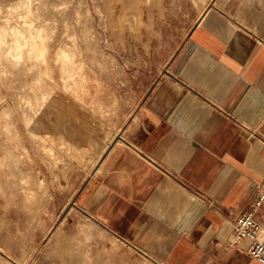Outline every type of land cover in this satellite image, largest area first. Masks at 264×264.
<instances>
[{
	"label": "rangeland",
	"instance_id": "1",
	"mask_svg": "<svg viewBox=\"0 0 264 264\" xmlns=\"http://www.w3.org/2000/svg\"><path fill=\"white\" fill-rule=\"evenodd\" d=\"M211 1L0 0V264H151L72 202Z\"/></svg>",
	"mask_w": 264,
	"mask_h": 264
},
{
	"label": "crops",
	"instance_id": "2",
	"mask_svg": "<svg viewBox=\"0 0 264 264\" xmlns=\"http://www.w3.org/2000/svg\"><path fill=\"white\" fill-rule=\"evenodd\" d=\"M263 145L264 0H212L73 208L151 264H261L231 242Z\"/></svg>",
	"mask_w": 264,
	"mask_h": 264
},
{
	"label": "built area",
	"instance_id": "3",
	"mask_svg": "<svg viewBox=\"0 0 264 264\" xmlns=\"http://www.w3.org/2000/svg\"><path fill=\"white\" fill-rule=\"evenodd\" d=\"M250 205L252 210H243L234 219L231 245L242 239H247V253L261 264H264V229L253 214L256 207L264 205V185L255 187Z\"/></svg>",
	"mask_w": 264,
	"mask_h": 264
},
{
	"label": "bare ground",
	"instance_id": "4",
	"mask_svg": "<svg viewBox=\"0 0 264 264\" xmlns=\"http://www.w3.org/2000/svg\"><path fill=\"white\" fill-rule=\"evenodd\" d=\"M16 43V40L14 41V44ZM9 56L12 58L18 57L19 56V49L15 48L13 51L9 52Z\"/></svg>",
	"mask_w": 264,
	"mask_h": 264
}]
</instances>
